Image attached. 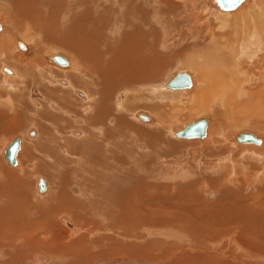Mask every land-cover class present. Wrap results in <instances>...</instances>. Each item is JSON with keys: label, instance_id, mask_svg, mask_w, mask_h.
<instances>
[{"label": "bare ground", "instance_id": "6f19581e", "mask_svg": "<svg viewBox=\"0 0 264 264\" xmlns=\"http://www.w3.org/2000/svg\"><path fill=\"white\" fill-rule=\"evenodd\" d=\"M2 1H4L6 3V6L4 7L2 5V3L0 2V13H2L4 15V20L6 22V26L4 28L2 27V25L0 27V31H2V33L0 32V56L2 58L1 59L2 62L5 60L6 63L7 62L12 63L11 60L14 61V60L18 59V62L17 61L16 62L20 64L19 72L21 74H19V76L23 74V76L27 80L26 82L31 83V85H33L32 84L33 79H37V78H41V77H48L47 79L42 78L40 80L41 83H43L42 81H44V80H47L49 82L52 77L55 79L56 76L59 75L60 72L57 70L50 71L47 69V66L45 67V65H44L45 61L43 59V53H44L45 48H47V47L48 48L51 47V48L50 49L47 48L48 50L46 49V52H49L51 49L57 50V52L55 51L54 53L47 56L48 61L47 60L46 61L50 65L53 64V65H56L57 67L58 66L61 67L60 69H63L64 71L68 70L70 68H73L71 70L73 72V74H72L73 75V81L77 85H83V87H85V89L87 88L86 90H90L92 92L90 94V93H88L89 91H83V90L81 91V88H82L81 87L80 91L77 90V93L79 95L78 94H76V95H78L82 99L85 98V100H87V101L94 100L96 102L95 106H93L91 104L90 106H85L84 108L86 109V111L89 110L91 113H95V114H92L90 117L88 116V118H86L85 120H89V121L88 122L85 121V122H87L89 124L91 123L90 125L93 127L90 126V128H94L98 135H96V137H94V138L90 135L87 138H83V139H85L84 141H83V139L81 140V137L84 136V131H85V129H84V131L81 130V128H82L81 124H83L84 120L80 119L76 115L77 119L74 118V122L75 123L79 122L77 125L79 127L74 129L72 132H70V134L75 137L74 139L72 138L70 140H66V138L65 139L62 138L64 135L62 137H60V134H62V133H60L57 135L51 134L49 139L47 140L44 137L48 133V132H46V134L44 136L42 134H40V138H39L40 141L38 139L36 140L35 138L33 140H28V141H30V145H28V147H27L29 149L28 150L29 152H32L30 149L32 148V150H33V148H34V150L38 154V157L41 155V156H43V158H47L50 160V161L47 160V161H49V163L48 162L45 163V161L43 162V160H41L40 157L39 158L37 157V158L40 159L41 162H39L38 159L34 160L35 156L33 157V160L31 159L32 162L38 161L37 163L36 162L34 163V166L37 169L36 172L41 173V174L45 173L46 177H47V174H49L50 178H49V176H48V178L53 183V184L51 183L53 188L51 186L52 190L50 191V185H49L48 179L44 176H37L36 187H37L38 191L40 192V193H38L40 195V196L38 195L39 197L37 196V194L32 193L33 179L31 177L35 176L33 171H30L29 169L27 170L25 167L24 168L21 167L22 169L17 168L19 170H14V169L5 167L4 166L5 164L3 165L1 163L2 161L0 162V240H1L0 251L4 250L3 253L5 254V257L2 255V257L5 258V260L0 261V264H37V263L38 264H42V263L46 264L47 263V261L45 260L46 258L49 259L48 263L52 264V262L55 261L52 257L53 256L52 254H54V256H55L56 250H64V252H69L74 247V244L78 243V241L69 240L68 237H67V240L65 239L62 242H57V241H55V239L57 237L59 238V235H65V233L64 234H56L57 237L55 239H53L52 236H50L49 233H47V231H45L46 229H50L49 231H51V232L53 231L52 235L54 234V231H55V233H57L56 227L58 229L59 224H58V219H57L58 217L56 216V214L57 213L59 214L60 211H65V212H61V214H59V215L66 213V211H70V213H71V210L74 209L76 211L75 216H74L75 221H78V219L80 217H82L79 213L76 214L81 209H83L85 211V213L90 212L89 214H91L93 212V210L97 208L94 206V209H93V204L95 203L96 198H98L97 199L98 205H100V203H101L102 189L104 187L103 185H100V183H99V185L97 184L96 188H93L92 183L96 179V176L98 177V175H99V177H103L105 182L116 181L115 183H120L121 186H122L124 179L129 178L130 175L131 176L136 175V172H135L133 165L135 163H137L138 159H137L136 155H134L133 151L132 150L127 151V150H124L122 147H120V146H123V143L118 144L120 146L117 147V146H114L108 142V140L111 138L116 139V136L119 135V133L121 135V132L117 133L115 128L119 129L118 124H120V126L122 125V123L120 122L121 121L120 119L122 117L121 118L119 117L120 121H119V123H116L117 127H115L114 129L108 128L107 130H105L106 128H103L105 126L102 124L103 120L104 121L107 120L106 117H108L109 114L111 113L112 109H114V108H112V106H113L112 100H114V99L111 100L108 97V101L110 103L107 104L108 101L105 102L106 97L108 95L107 93L113 91V90L109 91V89H107V85H116V82H121V84H127V83L133 84V82H134L137 84V80H141V81L148 80V79L156 76L157 71L160 68H163V66L166 65L168 62H172L173 60H175V57L178 58L181 56H188L187 58H191L192 56H194V59H196V57H197L199 59V61L203 60V63L200 61L202 64H198V65H201V67H199V69L201 70L202 74H204V78L207 77V87L206 86L204 87L205 83L204 84L200 83V85L195 87L193 92H190V93H187L185 90L191 88L192 86L188 87V88H180V89L176 88V90L184 91L185 94L187 93L185 95L184 99H186V96L188 98L194 99V101H195L194 107H199L200 109H202V108L209 109L210 107L211 108L214 107L215 109H217L216 115H218L219 119H222V117H223V116L219 117V115H222L224 113H225V115H226V113L230 114V115L231 114L235 115L236 113H240L239 116L241 115L242 117H244L245 115H247V113L249 115L252 112L258 111L261 114L263 113V116H264V90H263L264 89V10H262V7L264 9V0H256V1L254 0L252 3H249V2L247 3L246 2L247 0H243L238 6L232 8V9H228V10L222 9L218 5L216 0H208L207 2H206V0H179V2H178V0H173V2L171 4L175 7L174 12H176L180 9L179 14L171 12L172 9H171V5L169 3V0H162V5L160 6V10L162 12L161 15L159 14L158 8H156L154 10L151 9V3H149L147 5L146 10L144 9L148 0H2ZM68 2H71V3H68ZM81 2L83 5H85V7L86 6L87 7L82 8V9H80V7H79V8H77V10H75L76 8H73V6H74L73 4L75 3L79 6L80 5L79 3H81ZM107 2L109 4H106ZM255 2H257L259 6H254ZM5 3H3V4H5ZM206 3L209 7L212 8V9L209 8V10H211V12L213 14H215L216 17H219L222 21H224L225 22L224 24L228 23L232 27L231 31L221 35V34L216 33L215 29H211L212 27L208 29V28H205L206 25L202 26V24L199 23L205 17V16L202 17L203 14L199 11H202V7L204 9H208V7L206 6ZM244 3H247V4L245 5ZM89 4H92L95 8L94 7L92 8V6H90ZM114 5H118V8H117L118 15L117 16H115L113 13ZM167 5H169L168 10H167V7H168ZM3 7H4L3 11H5L7 9L5 12L2 11ZM238 8H240V9L238 11H236V13H233ZM213 9L220 12V13H225V14H227V13L232 14L233 13V15H231V16L230 15L228 16L225 14L223 15V14L217 13ZM106 11H108V12H106ZM168 11L171 13L170 15L173 14L171 16V20L170 21L168 20L169 24L175 28L176 33L178 32L176 34V36H175V34H171V35H174L173 41H170V38L168 35L169 32L167 31V29H168L167 26L169 24L167 25V23L165 22L164 25H161L162 27H164L163 28L164 33L162 34L161 32H159L158 29H156L157 26L155 27V25H153L154 22L152 23L151 19H150L151 13H154V14L156 13V14L160 15V17H159L160 19L166 20V17H165L166 14L165 13ZM109 12H110V14H109ZM169 12L167 13L168 15H169ZM210 18L207 17L204 19L207 20ZM169 19H170V17H169ZM163 20H161V21H163ZM118 22H121L123 24V26L121 27V25H119ZM188 22H189V24H188ZM195 23H199V25H196ZM206 23H207V21H206ZM212 24H214V23H212ZM185 25H187V26H185ZM191 25H194V26L192 27ZM110 28L112 30H113V28H117V29L118 28L119 29L125 28L124 34L122 35L123 38L120 41H118V42H120L119 46H118V43L114 41L116 39V36H114L113 34H110L113 38H115L114 40L111 36H109L108 31ZM170 28H171V26H170ZM205 30L207 31V33H205L206 32ZM198 33H201V34L197 35ZM17 34H22L23 36H19ZM20 39H22L25 43L28 42L29 44L30 43L33 44V47H31L29 52L20 53V51L18 52L16 50L17 46L22 51L27 50V45L24 42L20 41ZM190 41L194 42V44H192L189 47ZM173 44L176 45L181 50H183V51L185 50V51L181 52V50H178V49L176 50V48H173L171 50L168 49V47L172 46ZM202 44H204V46H202ZM207 44H208V46H206ZM102 45L105 46L104 49H101ZM183 45H185V47ZM59 48H61V50H68V51L72 52L73 58L70 57L68 54H66L65 51L59 52L58 51ZM11 50L14 53H18V54L12 53ZM167 50H169V51H167ZM202 50H204V52H202ZM68 51H67V53H68ZM57 54L63 55L67 59V63L60 64L59 62L54 60V56ZM16 55H18L19 58H17L18 56L16 57ZM189 56H191V57H189ZM15 57L17 59H15ZM185 63L188 67L190 65H192V62L190 60L187 62L185 61ZM246 65H249V69L245 68ZM252 67H255V71L251 70ZM3 68H4L3 70H5L6 72L11 73L12 69L10 70L6 66H4ZM16 69H18V68H16ZM51 70H52V68H51ZM35 71H38V73H35ZM68 72H70V71H68ZM62 73H63V71H62ZM64 73H66V72H64ZM17 74H18V72H17ZM65 77H66V75H65ZM1 78H3L2 82L4 83V82H6V80L8 81V79H10L11 77L6 79V77L2 76ZM20 78L22 79L23 77L21 76V77H19V79ZM19 79H18V77L16 79L13 78V82L14 83L21 82V81H19ZM57 80L58 79H56V81ZM68 80H66V79L60 80L63 83V85L66 84V85H64V86H66V87H64L66 89L68 87H70V85L74 86V82L71 79L69 81ZM13 82H11V80L8 81L9 85H6V86H3L4 84L0 83L1 84L0 85V98H1L0 99V107L3 109V106H4L3 104H6L9 108L6 107V109H3L4 112L7 113V111H11V113L9 114V117L7 118L8 119L7 122H9L10 117L14 118L12 125H9L10 122L5 124L4 123L5 121L3 122V124L1 123L3 128L1 129L0 133H2V134H6V132H8L7 130H9V129L11 131V129H16L20 126L22 127V125L19 124L20 119H18V117L21 115V113H22L21 111H26V109L28 110V108H29V107L28 108L25 107V105L27 104L26 102H25L26 104L23 103V104H25L24 105L25 109H24V107H21L20 105H18L19 103L21 104L22 97H24V96H22V94L26 91V89L24 90L23 93H22V91H20L21 89H23L22 87L20 88V90L18 89L22 94L17 93L18 91L14 94L9 93L8 90H11V88H14V86L16 87V85ZM51 82H52V80H51ZM41 83H40V85H41ZM24 84H25V82H24ZM46 84L47 83H45V86H47ZM17 85H19V84H17ZM25 85L28 86V84H25ZM192 85H193V81H192ZM252 85H256L257 89H259V91L250 92V87ZM20 86H23V85H20ZM42 86H43V84H42ZM202 86H203V88H202ZM37 88H38V86H35V88H34V92H36V93L38 92ZM76 88H78V87H76ZM112 88H113V86H112ZM165 88L166 89H175V88H169V87H167V85H165ZM30 89L28 91H30ZM61 89H63V88H61ZM14 90H15V88H14ZM16 90H17V88H16ZM49 90L50 89H48V91ZM63 90H65V89H63ZM53 91L51 90V92H53ZM129 91H127V92H129ZM44 92H43V94H44ZM59 92H60V90H59ZM155 92H154V94H155ZM61 93H62V90H61ZM63 93H64V91H63ZM47 94L49 95V92ZM30 95L31 94H29L28 98L30 97ZM245 95L250 97V99L247 100L248 102L241 101V99H239ZM62 96H63V94H62ZM121 96L123 99L118 101V104H117L118 106L116 105L117 106L116 108H118V107L120 108L119 109L120 113L123 109L124 110H126V108L130 109L129 105L131 102V100L128 101L127 98H124L126 96H123V95H121ZM25 97H26L25 98V100H26L27 96L25 95ZM53 97H55V96H53ZM56 97H58V96H56ZM131 97H129V98H131ZM48 98H50V97H48ZM63 98L65 100V97H63ZM66 98H68V97L66 96ZM72 98H74V97H72ZM255 98H257L258 101L257 100L252 101V99H255ZM57 99L55 101H58ZM69 99H70V97H69ZM117 99H115V101ZM74 100L75 99H73V101ZM67 101H68V99H67ZM36 102L37 101H35V103ZM75 102H72L73 103V106L71 105L72 108L74 106H76V107H78L77 109H79V106H77L78 103L75 104ZM77 102H78V100H77ZM187 102L191 103L189 101V99ZM215 102L218 103L219 105H215ZM177 103H175L174 105H176ZM23 104H22V106H23ZM29 104L31 105V103H29ZM46 104H47V102H46ZM115 104H116V102H115ZM144 105L146 106V104H144ZM32 106H33V104H32ZM32 106H30V107H32ZM62 106H65V105L63 104ZM89 107L92 108L93 111H91V109ZM116 108L114 111H117ZM159 108H161V107H159ZM159 108H157L156 110H158ZM47 109H44L46 111V114L48 111ZM45 111L43 113H45ZM78 111H83V110H81V107H80V109ZM97 112L98 113L100 112V113L96 114ZM26 113H28V112L26 111ZM48 113H49V111H48ZM87 113H88V111H87ZM87 113H86V115H87ZM112 113H113V111H112ZM120 113H119V116L122 115V114L120 115ZM138 113H136L137 117L139 116L140 119L146 120V122H148L149 124H154L155 119L151 115V113L142 112V114L148 116V119L141 118V116H140L141 113L140 112H138ZM41 114H42V112H41ZM64 114H62V115H64ZM90 114H88V115H90ZM23 115L24 114H22V117H23ZM35 116H37V115H35ZM47 116H48V114H47ZM54 116L58 117V118L60 117L59 115H54ZM83 116H82V118H83ZM102 116H103V120H102ZM114 116H115V114H114ZM114 116L111 115L110 117L113 118ZM163 116L164 115H160L158 117L159 121L162 124H163V121H166L165 116L164 117ZM239 116H238V118H239ZM28 117H30V116H28ZM190 117H192V116H190ZM203 117L206 118L208 121L207 133L205 135V137H206L208 134V128H209V125L211 123V119L209 118V116L207 117L205 115L201 116L199 119H201ZM41 118H42V116H41ZM41 118H39V120H41ZM52 118H53V116H52ZM31 119L32 118H30V119L28 118V121ZM36 119H38V117ZM109 119H108V121H109ZM24 120H25V118H24ZM117 120L115 122H118ZM223 120H224V118H223ZM245 120H246V118H245ZM1 121H3V120H1ZM32 121H34V120H31V122ZM49 121L54 123L52 121V119H48L46 122H49ZM63 121L64 120H62V122ZM107 122H106V124H107ZM225 122H227V121H225ZM220 123H222V122H220ZM89 124L87 125V127H89ZM113 124L115 126V123H113ZM124 125L125 124H123L122 126L124 127ZM23 126H24V123H23ZM64 126H66V125H64ZM219 126L221 127V125H218V127ZM226 126H228V124ZM226 126H223V127H226ZM38 127H39V125H38ZM46 127H47V125H46ZM223 127H221L222 131H223V129H225ZM83 128H86V127H83ZM121 128L119 129L120 131H122ZM91 130H93V129H91ZM112 130H115V132H113ZM123 130H126V129L124 128ZM229 130L230 129H228V131ZM10 131H9V135H10ZM18 131H20V130H18ZM50 131H52V130H50ZM89 131H90V129H89ZM214 131H216V130H213V128H212L211 135L214 134ZM217 131H220V129ZM105 132H106L107 137H105L104 140H107V142L104 145L102 143L103 141L101 142V137L103 136V134ZM126 132H128V130H126L125 133ZM131 132H133V131L130 130V133ZM137 132H139V130ZM145 132H147V131H145ZM149 132L150 131H148V133ZM231 132L233 133V131H231ZM240 132H251V133H254L255 135H257L254 131H247L244 129H241L240 131L238 130L237 134ZM85 133H87V132H85ZM122 133H124V131ZM130 133H128V134H130ZM150 133H153V132H150ZM75 134H77V135H75ZM141 134H142V132L140 133V136H141ZM215 134L213 136H210V138L207 136L206 138L205 137H203V138L193 137V138H187V139L201 138L204 141V144L208 143L207 146L206 145H205V147L202 146V148L207 147L208 149H210V151L212 153V151H214V150H211V149H213L214 145L211 146V148H210V145L212 144V142H214V140L216 141V140L222 139V137L219 138ZM226 134H227V131H226ZM237 134H236V136H237ZM36 135H39V134H37V130L35 128H32L31 132H27L28 137H35ZM138 135H139V133H138ZM142 135H144V134H142ZM174 135L177 136L176 132L174 133ZM221 135L222 134H220L219 136H221ZM136 136H137V134H136ZM222 136H224V135H222ZM232 136H233V134H232ZM236 136H235V140H236ZM17 137L20 138V149L17 152L16 163L11 164L5 158V148ZM22 137L23 136H16L15 138L9 140L6 143V145L4 146L3 150L1 151L4 160H6L10 166H21V163L18 159V156L19 155L21 156L20 151L22 150V148H24V145H23L24 139L23 138H25V137H23V138ZM258 137H260V136H258ZM118 138H120V136H118ZM156 138H157V135H156ZM183 138H185V137H183ZM231 138H233V137H231ZM260 138L262 139L260 144H256L253 142H239L237 140L236 141L238 143H240L241 145H244V148L246 145H261L263 143L259 147L258 146L253 147V151L249 150L250 151L249 153L253 154V156H255L257 158H261L262 162H264L263 161L264 160V139H263V137H260ZM134 140L135 139H133V141H131V142L133 143ZM126 141H128V140H126ZM231 141H233V140H231ZM43 142L48 143V145L45 146V144ZM60 142H62V144H60ZM129 142H130V140H129ZM129 142H127V143H129ZM131 142L129 144H131ZM160 142H161V140H160ZM31 143H33V145H31ZM125 143H124V146H126ZM135 143H136V141H135ZM135 143L131 144V146L135 145ZM234 143H232V144H234ZM145 146L146 145H144V147ZM153 146H155V145H153ZM217 146L214 147V149H216ZM223 147H224V145H223ZM235 147H236V145H235ZM48 148H50V150ZM244 148H242V149L245 150ZM44 149L45 150L47 149V151H45ZM246 149H247V147H246ZM70 150H72L71 153H70ZM118 150H122L123 152L125 151L124 154H126V152H127V154H130V157H132V158L134 157L133 162H131V166L127 165L126 163L123 165V162L118 163L117 156H116V153ZM227 150H229V149H227ZM246 152H248V151H246ZM61 153H62V155H61ZM231 154L232 153L227 154V155L232 156ZM32 155H34V153ZM143 155L149 156L148 152L147 153L145 152ZM205 155H206V153H205ZM213 155L214 154L212 153L211 156H213ZM72 156L73 157L75 156L76 158H78V161H75L76 165L72 164V163H74V161H72L70 159V157L72 158ZM127 156H129V155H127ZM220 156H222V155H219L218 157H220ZM25 158L29 159V155L26 156ZM83 159H85V162L83 161ZM106 159H108V163L106 162ZM230 160L231 159H228L229 162H231ZM28 161H30V160H28ZM149 161H151V160H149ZM69 162L71 163V165H68V164H70ZM217 162H218V160H217ZM25 163L26 162H24V165H25ZM147 163H146V165L149 164V163L148 164ZM257 164H258V162H257ZM151 165H152V163H151ZM151 165H149V166H151ZM252 165L253 164L251 163L250 166L252 167ZM136 166L138 167V165H136ZM250 166H249V168H251ZM99 168H101V169H99ZM138 168H140V167H138ZM147 168H149L147 170H150V167H147ZM238 168H239V166H238ZM238 168H237V170H238ZM172 169L174 170V167ZM233 169H232V171H233ZM263 169H262V167L260 168V170H263ZM90 170L92 172L89 173ZM186 170H187V168H186ZM225 170H224V172H225ZM240 170H238V171L240 172ZM254 170H252V171L257 172L256 171L257 169L255 171ZM84 171L88 172L90 175L89 176L85 175L83 173ZM99 171H101V173H99ZM184 171H183V173H184ZM227 171L228 172L231 171V170L229 171L228 166H227ZM234 171H233V173H234ZM242 171H244V170H242ZM248 171H249V169H248ZM190 172H192V171H190ZM260 172H262V171H260ZM95 173H97L98 175L96 174V176H95ZM183 173H182V175H183ZM254 174L255 173H253V175L250 174V176L246 177L248 184L251 181L255 182L256 181L255 178L257 180H259L257 178L259 176H257V175L254 176ZM147 175H148V173H147ZM233 175L235 177V174H233ZM240 175H242V174H240ZM112 176H113V178H112ZM184 176H185V173H184ZM202 176H204V178L206 179V180L202 179L203 182H208L213 187L214 190L216 188H218V187L214 188L215 186H219V185L222 186L223 184H224V186H226V183H223L225 181H222V180L225 179L227 181V179L233 180V178H234L232 175L231 176L228 175V177L226 175V178L222 177L223 178L221 180L222 182H220L219 180L216 179V177L218 175L215 177L211 176V175H208L207 177H205V175H202ZM40 178H43L46 182V187L44 190H40V188H39ZM136 178H137V180H136V183L134 184L133 189L127 190L126 195L131 200L130 202H132V205L134 206V207H132V209L135 210L137 213H141L140 216L143 215L142 219L145 220V221H143V223L144 222H153V221H155V219H152V213H153L151 211L152 208H150V206L148 207L145 205V204H147V202H148L147 199L149 198V195L147 193L149 191H151V188L153 190V189L157 188L156 186H158V189H159L160 187L163 188V185L162 184L161 185L150 184L149 182H145L144 178L139 177V176H136ZM73 179L77 180V182L76 181L74 182ZM241 179L242 178H240V180ZM249 179H251V181ZM101 180H102V178H101ZM101 183H102V181H101ZM197 183H199V180L190 181V182L188 181L186 183L187 184L186 188L188 186L187 190L189 189L191 191L192 189H194L195 186H197ZM236 183H235V185H237ZM239 183H240V181H239ZM239 183H238V186L240 185ZM78 184H80V186L76 187V185L78 186ZM140 184H142V185L140 186ZM230 184H231V182H230ZM241 184H243V183H241ZM244 186H245V184H244ZM259 186H258V188H259ZM80 187L84 188L88 194V195H85V197H84V199H86V200H82L81 195H74V190L76 189V191L79 193ZM189 187H191V188H189ZM235 187H234V189H235ZM246 187H247V185H246ZM164 188H166V186ZM218 189H221V188H218ZM230 189L232 191V188H230ZM58 190H60V191H58ZM243 190H244V188H243ZM260 190L261 189H259L258 191H260ZM30 191H31V193H30ZM47 191H50V193H47V196H46L45 193ZM218 191H220V190H218ZM235 191H237V190H235ZM235 191H234V194H235ZM41 193H44V194H41ZM220 193H221V191H220ZM33 194L35 195V197ZM93 194L95 196L94 199H93V197H94ZM198 196H196V197L199 198ZM200 196H203V193ZM242 196H244V195L242 194ZM136 197H139V200L140 201L142 200L144 202V205L141 206L139 200L136 199ZM248 198H246V199H248ZM199 199H201V197ZM252 199H254V198H252ZM257 200L258 201L256 204H258V202H260L259 198H257ZM262 200H264V199H262ZM164 202H166V201H164ZM251 202H253V201L251 200ZM255 206L253 207L254 209H255ZM263 206H264V204H263ZM191 208H193V206ZM194 208H195V206H194ZM226 208H227V206H226ZM231 208H232V210H235V209H233V207H231ZM228 209H229V207H228ZM261 210L264 211V208L262 209V207H261ZM186 211H188V210H186ZM235 211H238V209ZM239 211H240V209H239ZM242 211H243V209H242ZM254 211H256V209ZM198 212H199V210H198ZM245 212H246V210H244L243 214ZM214 213H215V211H214ZM224 213H225V211H224ZM227 213L228 212H226V214ZM262 213H264V212H262ZM73 214H74V212L72 213V215ZM236 216H238V215L236 214ZM249 217H251V216H249ZM243 218H242V220H243ZM245 218H247V217H245ZM251 218H253V217H251ZM65 219L67 222H69V226L72 229H76L75 232L79 231V228L74 227V225L70 221H68L67 218H65ZM82 219H83V217H82ZM84 219H86V217ZM208 219H209V217H208ZM216 219H219V218H215V220ZM254 219H256V218L254 217ZM235 220H236V218H235ZM190 221H192V220H190ZM254 221L257 222V223L256 222L254 223L257 230L261 231L260 226L262 223L264 224V222H263L264 219H261L259 222L257 219ZM138 222H140V220ZM166 222H168V221H166ZM182 222H183V220H182ZM249 222H252V220H250ZM227 224H229V223H227ZM231 224H233V222H231ZM251 224H253V223H251ZM76 225H78V223ZM219 225L221 227L220 229H222L223 224H219ZM239 226H241V225H239ZM247 226L249 228L250 225H247ZM41 227L46 228L45 230H42L45 232L36 235L35 233H37V231L35 232V230L37 228H41ZM252 228H253V225H252ZM245 230H247V229H245ZM228 231H230V230H228ZM255 231H256V229H255ZM251 232H253V231H251ZM262 232L264 233V230L258 234L259 238L261 237V239L263 238ZM240 233L242 234L241 231H240ZM221 234H224V232H222ZM232 234H234V233H232ZM67 235L69 237H75L77 234L72 233V231H70ZM238 237H239V233H238ZM19 238H21L24 241V244H17V241ZM80 238H84V236H82ZM51 239H53V241H51ZM235 239H237V238H235ZM238 239H239L240 246L245 248L244 245H246L247 243H245L240 238H238ZM246 240H248V239H246ZM23 241H20V242H23ZM248 241H250V240H248ZM241 243L243 245H241ZM25 244H26V246H25ZM247 247H246V249H247ZM169 248H170V246H169ZM255 249L257 251H260V254H258L259 252L258 253L254 252V251L253 252L258 254V255H261V257H262V255H264V241L262 240V241H259L258 243H256ZM41 250L46 252V253H44V254H46V256H45L46 258H44V257H42V255L38 254L39 255V257L37 258L38 260H37V262H35L34 256L37 253H41L40 252ZM239 252H241V251H239ZM0 257H1V254H0ZM2 257L0 259H2ZM247 259H249V258H247ZM258 259H256V260H258ZM259 260H261V259H259ZM190 261H193V260H191V258H190ZM247 261H250V259ZM257 262H259V261H257ZM177 263H178V261H177ZM260 263H262V262L260 261ZM80 264H82V263H80Z\"/></svg>", "mask_w": 264, "mask_h": 264}, {"label": "rangeland", "instance_id": "374dc122", "mask_svg": "<svg viewBox=\"0 0 264 264\" xmlns=\"http://www.w3.org/2000/svg\"><path fill=\"white\" fill-rule=\"evenodd\" d=\"M207 1L208 0H206V2ZM253 1L254 0H250V1L247 0L246 2L252 3ZM0 2L2 3V5L4 7L6 6V3L4 1L0 0ZM172 2H173V0H169V3L171 5V9H172V11L171 10L170 11L172 13L179 14L180 9L178 11L174 12L175 7L171 4ZM178 2H179V0H178ZM3 3H5V4H3ZM68 3H71V2H68ZM149 3H151V9L154 10V9L158 8L159 14L160 15L162 14V12L160 10V6L162 5V0H148L146 6L144 7L145 10L147 9V5ZM247 3H244V4L246 5ZM79 4L80 5L78 6L77 4L74 3L73 8H76L75 10H77V8H79V7H80V9L87 7V6L85 7V5L82 4V2ZM106 4H109V3L107 2ZM89 5L92 6V8L94 7L92 4H89ZM167 6H168L167 7V10H168L169 5H167ZM206 6L208 7V9H204L201 6L202 11H199V12H201L203 14L202 17L205 16L204 18H207V17L208 18L211 17V18L207 19V20L203 18L199 22L200 24H202V26L206 25L205 28H208V29L212 27L211 29H215L216 33L221 34V35L232 30V27L228 23L224 24L225 23L224 21H222L219 17H216L215 14H213L211 12V10H209V8H211V7H209L207 5V3H206ZM254 6H259V5L257 2H255ZM4 7H3L2 11L4 10ZM117 8H118V5H114L113 13L115 16L118 15ZM239 9L240 8L235 10L233 13H236V11H238ZM262 10H264L263 7H262ZM5 11H3V12H5ZM214 11H216V10H214ZM106 12H108V11H106ZM168 12L165 13L166 14L165 17H166L167 21L160 19L159 18L160 15H158L156 13L155 14L151 13V17H150L151 22L152 23L154 22L153 25H155V27L157 26L156 29H158L159 32H161L162 34L164 33V31H163L164 27H162L161 25H164L165 22L168 25L169 21L171 20V16L173 15V14L170 15L171 14L170 12L168 15L167 14ZM216 12L220 13L218 11H216ZM233 13L232 14L231 13H227V14L220 13V14H223V15L225 14V15L231 16V15H233ZM109 14H110V12H109ZM169 17H170V19H169ZM161 20H163V21H161ZM205 20L207 21L208 24L206 23ZM0 23H1L3 28L6 26V22L4 20V15L2 13H0ZM118 23H119V25H121V27L123 26V24L121 22H118ZM199 23H195V24L199 25ZM212 23H214V24H212ZM188 24H189V22H188ZM169 25L167 26V28H168L167 31L170 33V34L168 33V35H169L170 41H173L174 35H171V34H175V36H176V34L178 32L176 33L175 28L172 25H170L171 26V28H170ZM187 25H185V26H187ZM191 26L193 27L194 25H191ZM124 30H125V28H123V29L122 28L121 29L113 28V30L110 28L108 31L109 36H111L110 34H113L114 36H116V39L113 38L112 36L111 37L113 38V40L115 39L114 41L118 43V46L120 43L118 41H120L123 38L122 35L124 34ZM0 32L2 33V31H0ZM205 33H207V31ZM200 34L201 33H198L197 35H200ZM17 35L23 36L22 34H17ZM20 41L24 42L22 39H20ZM25 44L27 45V50L22 51L19 49L18 46H17L16 50L18 52L20 51V53L29 52L31 47H33V44L30 43L31 44L30 45L28 42ZM192 44H194V42L190 41L189 47ZM173 45L169 46L168 49L171 50L173 48H176V50L177 49L181 50L176 45H174V46ZM185 45H183V46L185 47ZM202 46H204V44H202ZM206 46H208V44ZM47 48H45L44 53H43V59L45 61L44 62L45 67L47 66V69L50 71L57 70L60 73H59V75L56 76L55 79L52 77L49 82L47 80H44V81H42L43 83H41V81H40L42 78L47 79L48 77H41V78L33 79L32 80L33 85H31V83L26 82L27 80L23 76V74L19 76V74H21V73L19 72L20 64L17 63L18 62L17 58H19L18 55H16V57L18 56L17 58L15 57V59H17V60H14V61L11 60L12 63H8V62L6 63L4 59H3L4 61L2 62V60H1L2 58L0 56V62H1L0 63V81L1 82L0 83H3L2 82L3 78H1L2 76L6 77V79L11 77L10 79H8V81L11 80V82H13V78L16 79L18 77V79H19V77L22 76L23 80L21 78H20L21 80L19 79V81H21V82H19V83L13 82L16 85V87L14 86L15 90H14V88H11V90H8V91L11 94H14L18 91L17 93L20 94L21 93L20 91H22V93H23L24 90L26 89V91L23 94L21 93L22 96H24V97H22L21 104L19 103L18 105H20L21 107H24V105L27 103L25 105V107L26 108L29 107L28 110L26 109V111L28 113H26V111H21L22 113L18 117V119H20L19 124L22 125V127L20 126L16 129H11V131L9 129V130H7L8 132H6V134L0 133V162L2 161L1 163L3 165L5 164L4 165L5 167H8V168H11L14 170H19L17 168L22 169L25 167L27 170L29 169L30 171H33L35 176H33V177L30 176L33 179L32 193L37 194V196L39 195L38 193H40V192L38 191V189L36 187V183H37L36 178H37V176L46 177V175H45V173L41 174V173L36 172L37 169L34 166V163L35 162L37 163L38 161L41 162V160H43V162L45 161V163H47V162L49 163L50 160L47 158H43V156H41V155L39 156L41 160L38 159L39 158L38 154L36 153L34 148H33L34 151L31 148L30 150L32 152H29L28 151L29 149L27 147H28V145H30V141H28V140H33L34 138L36 140L37 139L39 140L40 134H42L44 136L46 134V132L49 133V134L47 133V135L44 136L47 140L49 139L51 134L57 135L60 133H62V134H60V137H62L64 135L62 138H64V139L66 138V140H70L72 138L74 139L75 137L72 136L70 134V132H72L74 129L79 127V126H77L79 122L78 123L74 122V118L77 119V116L80 119L84 120L83 124H81V127L82 128L86 127L83 129L81 128L82 131H84V129H85L84 136L81 137V140L83 138L89 137L90 135L93 138L96 137V135H98L94 128H90L91 123L90 124L87 123L89 120H85L86 118H88V116L90 117L92 114H95V113H91L89 110H87L88 111V113H87L86 109L84 108L85 106H90L91 104L93 106H95L96 102L94 100L87 101V100H85V98H83L84 99L83 100L81 97L78 96L79 94L77 93V90L80 91V88L82 87L81 91L82 90L83 91H89L88 93H90V94L92 92L90 90H86L87 88L85 89V87H83V85H77L73 81V75H72L73 72L71 71L73 68H70V69L64 71L63 69H60L61 67H59V66H58L59 67L58 68L56 65L48 64L47 63V61H48L47 56L54 53L55 51L57 52V50L51 49L49 52H46ZM50 48H48V49H50ZM104 48H105V46L102 45L101 49H104ZM58 51L59 52L65 51L66 54H68L70 57L73 58V55H72L73 53L68 51V50H61V48H59ZM67 51H68V53H67ZM167 51H169V50H167ZM182 51L183 50H181V52ZM11 52L14 53L12 50H11ZM202 52H204V50H202ZM14 54H18V53H14ZM187 57L188 56H181L178 58L175 57V60H173L172 62H168L166 65L163 66V68H160L158 70L159 72L157 71L156 76H154L153 78H150L148 80H143V81L137 80V84L134 82H133V84L132 83L121 84V82H116V85H107V89H109V91L110 90H113V91L107 93L109 96L107 95L105 102L108 101V97L111 100L114 99V100H112V105H113L112 108H114V109H112V111L115 114V116L111 111L109 116L107 115L108 117H106L107 120H105L107 122L108 119L110 118L109 121L107 122V124L103 120V116H102V120H103L102 124L105 125L103 128H106L105 130H107L108 128L114 129L115 127H117L116 123H119L120 120H121L120 122L122 123V125L125 124L124 127L122 125L120 126V124H118V126H119L118 128L119 129L121 127L123 129L125 128L126 130H128V132L125 133L126 130H123L122 128H121L122 131L115 128L117 133L121 132V135L119 133V135L116 136V139L110 137L111 139H109L108 142L114 146H117V147L120 146L118 144L123 143V146H120V147H122L124 150H127V151H129V150L133 151L134 155H136V157L138 159L137 163H135L133 165L135 172H136V175L135 176L130 175L129 178L124 179L122 186H121L120 183H115L116 181L105 182L103 177H99V175L97 173H95V176L97 174L98 177L96 176V179L92 183L93 188H96L97 184L99 185V183H100V185H103L104 187L102 189V198H101L100 205H98V200H97L98 198H96L95 203L93 204V209H94V206L97 207L94 210L92 209L94 213L93 212L91 214H89L90 212L85 213V211L83 209H81L76 214L79 213L83 217V219H82V217H80L78 219V221H75L74 216H75L76 211L74 209L71 210V213H70V211H66V213H63L62 215H59V214H61V212H65V211H60L59 214L58 213L56 214V216L58 217V218L57 217L56 218L58 219V224H59L58 229L56 227L57 233H55V231H54V234L52 235L53 231L51 232V231H49L50 229H46L44 227L37 228L35 230V232L37 231V233H35L36 235H38L40 233H44L45 231H47V233H49V235L52 236L53 239H55L57 237L56 234H64L65 233V235H59V238L57 237L55 239V241H57V242H62L65 239L67 240V237L69 240L78 241V243L74 244V247L69 252H64V250H56L55 256H54V254H52L53 255L52 257L55 260L52 262V264H80V263H82V264H194V263L195 264H264V255H262V257H261V255H258V254H260V251H257L255 249L256 243H258L259 241H262V240L264 241V239H263L264 233L263 232H262L263 233L262 239H261V237L259 238V236H258V234L264 230V228H263L264 224L262 223L261 226L262 225L263 226L262 227L260 226L261 231H258L257 228L255 227V224H254L256 222L254 220H256V219L258 220V222L261 219H264V213H262L264 211L261 210V207H262V209L264 208V206H263L264 200H262V199H264V190H263L264 189V183H263L264 182V169H263L264 168V164H263L264 162H262L261 158H257L255 156H253V154L249 153L250 151H253V147H257V146L259 147L263 143L261 145H246L244 148V145H241L240 143H238L235 140V136L237 134V131L238 130L240 131L241 129H244L247 131H254L258 136L263 137V139H264V116H263V113L261 114L258 111H255V112H252L248 115V113L246 112L247 115H245L244 117H242L241 115L239 116L240 113H236L235 114L236 116L232 115V114L230 115L227 113L225 115V113H224L222 115H219V117L223 116L222 119H219L218 115H216L217 109H215L214 107H212V108L210 107L211 109L210 108L209 109H205V108L200 109L199 107H194L195 106L194 99L188 98L187 96H186V99H184L185 95L187 93L193 92L194 88L197 87L198 85H200V83H202V84L205 83L204 87L205 86L207 87V77L204 78V74H202L201 70L199 69V67H201V65H198V64H202L203 60H200L202 62L201 63L197 57H196V59H194V56H192V57L189 56L191 58H187ZM189 60L192 62V65H190L188 67L186 65L185 61L187 62ZM4 66H6L10 70L12 69L11 73H8L5 70H3ZM16 68H18V69H16ZM51 68H52V70H51ZM245 68L249 69V65H246ZM251 70L255 71V67H252ZM62 71H63V73H62ZM68 71H70V72H68ZM179 71H187L191 74L193 85L191 88L185 90L187 92L186 94L184 91H181V90L166 89L165 88V85L168 82V80L170 78H172ZM17 72H18V74H17ZM64 72H66V73H64ZM35 73H38V71H35ZM65 75H66V77H65ZM56 79H58L57 80L58 82L56 81ZM61 79H66V80L71 79L74 82V86L70 85V87H68L67 89L64 88V87H66V86H64L66 84L63 85V83L60 81ZM51 80L53 83L51 82ZM8 81L6 80V82L3 83L4 84L3 86L9 85ZM24 82H25V84H28V86H26L24 84ZM40 83H41V85H40ZM45 83H47L46 84L47 86H45ZM17 84H19V85H17ZM42 84H43V86H42ZM20 85H23V86H20ZM35 86H38V88H37L38 92L37 93L34 92ZM112 86H113V88H112ZM21 87L23 89L20 90ZM76 87H78L79 89ZM16 88H17V90H16ZM61 88L65 89V90H63ZM202 88H203V86H202ZM29 89H30V91H28ZM48 89H50V90L48 91ZM51 90L52 91L54 90V91L51 92ZM59 90H60V92H59ZM61 90H62V93H61ZM47 91L49 92V95L47 94L48 93ZM63 91H64V93H63ZM127 91H129V92H127ZM256 91H259V89H257L256 85H252L250 87V92H256ZM43 92L45 95L43 94ZM154 92H155V94H154ZM28 93L32 95V96L30 95L29 98H28V96H29ZM62 94H63V96H62ZM76 94H78V95H76ZM25 95L27 96L28 100L27 99L25 100V98H26ZM121 95L126 96L124 98H127L128 101L131 100V102L129 105L130 109H127V108H126V110L123 109L124 111L121 109L123 112L121 111V113H120V111H119L120 108L119 107L116 108V107L118 106L117 105L118 101L123 99ZM53 96H55V97L58 96V97L55 98ZM66 96L68 98H66ZM48 97H50V98H48ZM63 97H65V100ZM69 97H70V99H69ZM72 97H74V98H72ZM129 97H131V98H129ZM56 99L58 101H55ZM67 99H68V101H67ZM73 99H75V100L73 101ZM115 99H117V100L115 101ZM188 99L191 103L187 102ZM239 99H241V101L248 102L247 100H249L250 97L245 95ZM77 100H78V102H77ZM255 100L258 101L257 98L252 99V101H255ZM35 101H37V102L35 103ZM28 102L31 103V105ZM46 102H47V104H46ZM72 102H75V104L78 103L77 106H79V109L81 107V110H83V111H78L79 109H77L78 107H76V106H74L75 108L74 107L72 108V106H73ZM115 102H116V104H115ZM23 103H25V104H23ZM108 103H110V102L108 101L107 104ZM175 103H177V104L174 105ZM22 104H23V106H22ZM32 104H33V106H32ZM63 104L65 106H62ZM144 104H146V106ZM3 105H4L3 109H6V107H8L6 104H3ZM29 105L32 107H30ZM215 105H219V104L215 102ZM25 107H24V109H25ZM159 107H161V108H159ZM115 108L117 111H114ZM157 108H159V109L156 110ZM0 109H1L0 113L2 114V115L0 114V116H1L0 117V132H1V129L3 128L1 123L3 124V122L5 121L4 122L5 124L10 122L9 125H12L14 118L10 117L9 122H7L8 121L7 118L9 117V114L11 113V111H7V113H6V112H4V110L1 107H0ZM44 109H47L49 111V113L47 111L48 116H47L46 111ZM90 109H91V111H93L92 108H90ZM44 111H45V113H43ZM41 112H42V114H41ZM138 112H140V113H142V112L151 113V115L155 119L154 124H149L148 122H146V120L140 119L139 116L137 117L136 113H138ZM86 113H87V115H86ZM99 113L97 112L96 114H99ZM119 113H120V115L121 114L122 115L119 116ZM22 114H24L23 117H22ZM62 114H64V115H62ZM88 114H90V115H88ZM35 115H37V116H35ZM40 115L42 116V118ZM54 115H59L60 117L58 118V117H55ZM111 115H113L114 117L111 118L110 117ZM160 115L165 116L166 121H163V124L159 121L158 117ZM204 115L207 117L209 116V118L211 119V123H210L209 128H208V134L209 133L210 134L209 135L207 134V136L210 138V136H213L217 132L218 134L216 133L215 135H217V137H219V138L222 137L221 140L218 138L219 140H216V141L214 140V142H212V144L210 145V148H211V146L214 145L213 149H211V150H214V151H212V153L214 154L213 156H211L212 153H211L210 149H208L207 147H206L207 149L202 148V146L203 147H205V145L207 146L208 143L204 144V141L201 138L187 139V138H183V137H177L174 135L175 132H178L179 130L183 129L186 126V124L191 123V122L199 119L201 116H204ZM28 116H30V117H28ZM52 116H53V118H52ZM82 116H83V118H82ZM190 116H192V117H190ZM238 116H239V118H238ZM37 117H38V119H36ZM119 117L120 118L122 117V118L119 120ZM24 118H25V120H24ZM28 118L29 119L32 118L31 120H34V121H32V122H31V120L28 121ZM39 118H41V120H39ZM223 118L228 123L225 122L223 120ZM245 118H246V120H245ZM48 119H52V121L54 123H52L51 121L46 122ZM1 120H3V121H1ZM62 120H64V121L62 122ZM116 120L118 122H115ZM85 121H87V122H85ZM220 122H222L223 124ZM23 123H24V126H23ZM113 123H115V126ZM88 124H89V127H87ZM227 124H228V126H226ZM38 125H39V127H38ZM46 125L48 128L50 127L51 129L50 128L49 129L52 131H50L46 127ZM64 125H66V126H64ZM218 125H221V127L226 126L223 128H225V129L227 128V129L225 130L222 128L224 131L223 132L221 130V127L219 126L220 127L219 128ZM91 127H93V126H91ZM31 128H35L37 130V134H39V135H36L35 137H28L27 132ZM212 128H213V130H216V131H214V134L211 135ZM89 129L91 132L89 131ZM91 129H93V130H91ZM219 129H220V131H217ZM228 129H230V130L228 131ZM18 130H20V131H18ZM115 130H112V131L115 132ZM130 130H132L133 132L130 133ZM138 130H139V132H137ZM9 131H10V135H9ZM123 131H124V133H122ZM145 131H147V132H145ZM148 131L153 132V133H150V132L148 133ZM226 131H227V134H226ZM231 131H233V133ZM85 132H87V133H85ZM141 132L144 135L141 134V136H140ZM155 132L156 133L158 132V133L156 134ZM128 133H130V134H128ZM138 133H139V135H138ZM136 134L138 137L136 136ZM220 134L224 135L225 137L222 135L219 136ZM232 134H233V136H232ZM75 135H77V134H75ZM156 135H157V138H156ZM16 136L25 137V138L22 137L24 139V141H23L24 142V144H23L24 148H22V150L20 151L21 156L20 155L18 156V159L21 163V166H10L7 163V161L4 160L1 151L3 150L6 143L9 140L15 138ZM103 136L101 137V142L103 141L102 143L105 145L107 142V140H104V138L107 137L106 132L103 134ZM118 136H120V138H118ZM231 137H233V138H231ZM133 139H135V140L132 143L131 141H133ZM84 140L85 139H83V141ZM126 140H128V141H126ZM129 140H130L131 144H134L136 141L135 145L131 146V144H129L130 143ZM160 140H161V142H160ZM231 140H233V141H231ZM62 142H60V144H62ZM127 142H129V143H127ZM124 143L126 146H124ZM232 143H234V144H232ZM44 144H45V146L48 145V143H46V142ZM31 145H33V143H31ZM144 145H146V146L144 147ZM153 145H155V146H153ZM223 145L225 148L223 147ZM235 145H236V147H235ZM216 146H217V148L214 149V147H216ZM246 147H247V149H246ZM226 148L229 150H227ZM242 148H244L245 150H243ZM48 149L50 150V148H48ZM45 151H47V149ZM246 151H248V152H246ZM71 152H72V150H70V153ZM124 152L122 150L117 151V153H116L117 161H118V163L123 162V165L126 163L127 165L131 166V162H133L134 157L133 158L130 157V154H127V152H126V154L129 155V156H127L126 154H124ZM145 152L146 153L148 152L149 156L143 155ZM33 153H34V155H32ZM205 153H206V155H205ZM230 153H232L231 154L232 156L227 155ZM28 155H29V159H27L28 157L25 158ZM61 155H62V153H61ZM219 155H222V156H220L221 158L218 157ZM33 157H34V160L38 159V161L32 162ZM70 159L72 161H74V163H72V164L76 165L75 161H78V158H76L75 156L74 157L72 156V158L70 157ZM228 159H231L230 160L231 162H229ZM28 160H30V161H28ZM47 160H49V161H47ZM149 160H151V161H149ZM217 160H218V162H217ZM83 161L85 162V159H83ZM24 162H26L25 165H24ZM106 162L108 163V159H106ZM145 162L146 163L148 162L149 164L147 163L148 165H146ZM257 162H258V164H257ZM151 163H152V165H151ZM251 163L253 164L252 167L250 166ZM68 165H71V163ZM136 165H138V167H140V168H138ZM149 165H151V166H149ZM226 165L228 166L229 171L230 170L232 171V169L234 168L233 171L235 170L236 172L235 171H234V173H233V171L228 172ZM146 166L150 167V170H147L149 168H147ZM238 166H239V168H238ZM249 166L251 168H249ZM173 167H174V170L172 169ZM261 167L263 170H260ZM186 168H187V170H186ZM237 168H238V170L241 169L240 172L237 170ZM247 168L249 169L250 172L254 169L255 170L257 169L256 170L257 172L252 171L250 173ZM99 169H101V168H99ZM224 170H225V172H224ZM242 170H244V171H242ZM86 171H84L83 173L87 176H89L90 175L89 173L92 172L91 170L89 171V173ZM183 171L185 173V176H184ZM190 171H192V172H190ZM260 171H262V172H260ZM181 172L183 173V175ZM99 173H101V171H99ZM147 173H148V175H147ZM253 173H255L254 176H256V175L259 176L257 178L259 180L261 179L260 181L263 184L259 180H257L256 178H255V180H256L255 182L251 181V179H249L251 181L250 182L251 184L247 183L246 177L250 176V174L253 175ZM233 174H235V177ZM240 174H242V175H240ZM202 175H205V177H207L208 175H211L214 177L218 175L216 177V179L219 180L220 182L225 181L223 183H226V186H224V184L222 183L223 184L222 186L219 185V186L214 187V188L218 187L221 189L216 188L214 190L213 187L208 182H203L202 179H204V180H206V179ZM226 175H227V177H228V175H230V176L232 175L234 177L233 180L232 179H231L232 181L230 179H227V181L225 179L222 180L223 178H226ZM48 176L50 178L49 174H47L46 178L49 181L50 191H51L52 190L51 189L52 181L49 180ZM136 176L144 178L145 182H149L150 184H153V185L154 184H157V185L162 184L163 185V188L160 187L158 189V186H156L157 188H155L153 190L151 188V191H149L147 193L149 195V198L147 199L149 203L147 202V204H145V205L148 207L150 206V208H152L151 211L154 213V214L152 213V219H155V221H153V222H144L143 223V221H145L144 219H142L143 215L140 216L141 213H137L135 210L132 209V207H134V206L132 205V202H130L131 200L126 195L127 190L133 189L134 184L136 183V180H137ZM101 178H102V180H101ZM112 178H113V176H112ZM240 178H242V179L240 180ZM73 180H74V182L75 181L77 182V180H75V179H73ZM196 180H199V183H197V186H195V188L192 189L191 191L189 189L187 190L188 186L186 188V185H187L186 183L188 181L190 182V181H196ZM101 181H102V183H101ZM239 181H240V183H239ZM230 182H231V184H230ZM235 183L237 185H235ZM238 183L240 184L239 185L240 187L238 186ZM241 183H243V184H241ZM142 184H140V186ZM244 184H245V186H244ZM246 185H247V187H246ZM79 186H80V184H78V186L76 185V187H79ZM165 186H166V188H164ZM258 186H259V188H258ZM234 187H235V189H234ZM52 188H53V186H52ZM189 188H191V187H189ZM230 188H232V191ZM243 188H244V190H243ZM217 189L220 190L221 193ZM259 189H261V190L258 191ZM233 190L234 191L237 190V191H235V194H234ZM50 191H47L45 193V195L47 196V193H50ZM58 191H60V190H58ZM30 193H31V191H30ZM202 193H203V196H200V195H202ZM41 194H44V193H41ZM242 194L244 196H242ZM74 195H81L82 200H86V199H84V197H85V195H88V194L84 188L80 187V192L78 193L75 189ZM93 196H94V194H93ZM196 196H198L199 198L201 197V199L197 198ZM34 197H35V195H34ZM251 197L254 199H252ZM94 198H95V196L93 197V199ZM246 198H248V199H246ZM257 198H259V200H260V202H258V204H256L258 201ZM136 199L139 200V197H136ZM250 199L253 202H251ZM164 201H166V202H164ZM139 202H140L141 206L144 205V202L142 200L141 201L139 200ZM259 204L260 205L262 204V205L260 206ZM192 206H193V208L195 206V208L194 209L191 208ZM226 206H227V208H226ZM230 206L233 207V209H235V210L238 209V211L232 210V208ZM254 206H255L256 211H254L255 210L253 208ZM228 207L230 210L228 209ZM239 209H240V211H239ZM242 209H243V211H242ZM186 210H188V211H186ZM198 210H199V212H198ZM244 210H246V212L244 213L245 215L243 214ZM214 211H215V213H214ZM224 211H225V213H224ZM73 212H74V214L72 215ZM226 212H228V213L226 214ZM236 214L238 216H236ZM248 215L253 217V218L249 217ZM85 217H86V219H84ZM208 217H209V219H208ZM243 217L244 218L247 217V218L244 219ZM254 217L256 219H254ZM65 218H67V220L70 221L74 225V227L79 228V231L75 232L76 229H72L69 226V222H67ZM215 218H219L220 220L219 219L215 220ZM235 218L237 221L235 220ZM242 218L244 221L242 220ZM139 220H140V222H138ZM182 220H183V222H182ZM190 220H192V221H190ZM250 220H252V222H249ZM166 221H168L169 223ZM76 222L78 223V225H76L77 224ZM231 222H233V224H231ZM227 223H229V224H227ZM251 223H253V224H251ZM219 224H223L222 229H220L221 227ZM239 225H241V226H239ZM247 225H250L249 228ZM252 225H253V228H252ZM254 228L256 229V231ZM245 229H247V230L249 229V230L247 231ZM42 230H45V231H42ZM69 230L72 231V233H75L77 235L75 237H69L67 235L70 232ZM228 230H230V231L232 230V231L230 232ZM240 231L242 232V234L240 233ZM251 231H253V232H251ZM222 232H224V234H221ZM232 233H234V234H232ZM238 233H239V237H238ZM82 236H84L85 239L80 238ZM235 238H237V239H235ZM238 238H240L245 243H247L246 245H244L245 248L240 246ZM19 239L17 241V244H24V241L21 238H19ZM53 239H51V241H53ZM246 239H248L250 241H248ZM20 241H23V242H20ZM0 245H1V240H0ZM241 245H243V244L241 243ZM25 246H26V244H25ZM169 246H170V248H169ZM246 247H247V249H246ZM3 251H0L1 257H2V255L5 257V254L3 253ZM239 251H241V252H239ZM253 251L257 252V253L259 252V253L256 254ZM40 252L41 253H37L34 256L35 262H37V260H38L37 259L39 257L38 254H40V255H42V257L46 258L45 257L46 254H44L46 252L42 251V250ZM4 257H2V259H0V261H4L5 260ZM190 258L193 261H190ZM247 258H249L250 261H247V260H249ZM258 258L261 260H259ZM256 259H258V260H256ZM45 260L47 261L46 264H49L48 263L49 259L46 258ZM177 261H178V263H177ZM257 261H259V262H257ZM260 261L262 263H260Z\"/></svg>", "mask_w": 264, "mask_h": 264}, {"label": "water", "instance_id": "95a60500", "mask_svg": "<svg viewBox=\"0 0 264 264\" xmlns=\"http://www.w3.org/2000/svg\"><path fill=\"white\" fill-rule=\"evenodd\" d=\"M218 5L224 9H232L238 6L243 0H216ZM1 27V24H0ZM54 60L60 64L67 63V59L60 54L54 56ZM167 87L169 88H188L192 86L191 75L187 71L177 72L168 82ZM141 118L148 119V116L140 114ZM208 121L206 118H201L188 123L182 130L176 132L178 137L193 138V137H205L207 133ZM236 140L239 142H253L260 144L262 139L251 132H240L236 136ZM20 149V138H15L6 148H5V158L11 163H16L17 152ZM46 187V182L43 178H40L39 188L44 190Z\"/></svg>", "mask_w": 264, "mask_h": 264}, {"label": "flooded vegetation", "instance_id": "af4514ba", "mask_svg": "<svg viewBox=\"0 0 264 264\" xmlns=\"http://www.w3.org/2000/svg\"><path fill=\"white\" fill-rule=\"evenodd\" d=\"M32 128L28 131V132H31Z\"/></svg>", "mask_w": 264, "mask_h": 264}]
</instances>
